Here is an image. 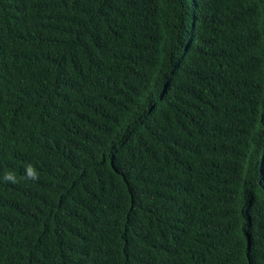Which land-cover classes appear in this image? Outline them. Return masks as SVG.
<instances>
[{"label": "trees", "instance_id": "trees-1", "mask_svg": "<svg viewBox=\"0 0 264 264\" xmlns=\"http://www.w3.org/2000/svg\"><path fill=\"white\" fill-rule=\"evenodd\" d=\"M0 264H264V0H0Z\"/></svg>", "mask_w": 264, "mask_h": 264}, {"label": "clouds", "instance_id": "clouds-1", "mask_svg": "<svg viewBox=\"0 0 264 264\" xmlns=\"http://www.w3.org/2000/svg\"><path fill=\"white\" fill-rule=\"evenodd\" d=\"M26 178L33 179V180H38L39 179V176H38L36 170L31 165H29L27 167V169H26ZM5 179L6 180H10L12 182H16L14 175L11 174V173H6L5 174Z\"/></svg>", "mask_w": 264, "mask_h": 264}]
</instances>
